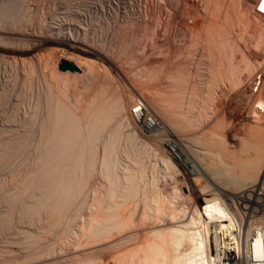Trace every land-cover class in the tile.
I'll return each instance as SVG.
<instances>
[{"label": "bare ground", "instance_id": "6f19581e", "mask_svg": "<svg viewBox=\"0 0 264 264\" xmlns=\"http://www.w3.org/2000/svg\"><path fill=\"white\" fill-rule=\"evenodd\" d=\"M200 1L201 0H199L198 2L199 4ZM202 1V4L204 6V16H202L203 18L199 13V11H201L200 9L202 8V4H200L199 6V4L195 0H47L49 4H52L50 6L49 4L45 6V3L43 4L41 1V3L33 1V4H36L31 6L29 5V2L31 1L28 0H0V155L3 154L6 156L8 154V156H6V160L3 159L5 158V156L3 157L2 155L0 157V164H2V159L5 160V162L3 161L4 163L0 165V167L9 168V165L7 167V164L8 162L12 161H15L17 163L16 160L18 159L16 158H18V154L21 158L24 157V155H26L27 158L31 157L28 162V164L30 163L28 165V168L31 169V172L30 169L29 172L33 173L36 170V172L39 171L38 173L40 174L36 173V175H29L31 177H29V179L27 178L26 180H30V182L32 183L33 181L36 182L34 180L36 179L38 183L40 182L52 184L51 186L53 188L55 185L56 191L60 189L59 193L55 192L57 195H60H55V197H57V199L55 200H59L60 203L61 201H63L60 200V197L62 196L60 193H62L61 190L63 189V186L64 196V194L68 193L65 192L67 187L69 188L68 191H71L72 189L74 190L77 185L75 183H81L80 181H82V178L84 180L85 175L82 177V174H84L85 172L88 175V173H90V170L93 171L95 170L96 166L99 167V165L96 164L99 163L100 167L102 165V169H100L101 171L103 170V173H100L101 175L105 174L109 177V179L111 176H114L113 173L115 171L113 170L116 166V161H113V168V165L111 164L112 157H110V159L107 158L108 155H110V152L114 150V145L118 146V144H116L118 139L120 140L125 136L122 142H124L130 148H133V150L135 148L142 147L141 149L146 148V150L148 149V151H151V153L160 151L162 153L160 155H165V157L168 153L170 157H174L177 162L176 164H180L181 168H186L189 174H199L200 172L205 173V169L207 167L209 168L210 166L206 167V165H208V163H205L206 161L200 163V160H197V158L191 155V152L189 151L190 149H188V144H185V142L188 141V135L186 133H182V131L180 132V130L185 129V127L187 128L184 121L186 120L187 122V119H190V117L194 115L193 111L191 115L189 114V111L191 109L189 110L190 103H188L185 99L186 93L184 94V92H182V97V94L179 95V91H177L179 93L175 92V94L181 96L179 100L183 98L181 100V103L177 102V100H173L172 97V95H174L172 89L175 90V88H173V85H178V83L173 84V82H170L169 80L171 67H176L182 64L184 60L175 62L172 58L171 61V55H168V50L173 43V37L177 35H182L183 37L187 34L189 35L190 31L188 33V30H185L187 32L186 34L185 32H183L184 30L182 28L178 29L177 26L178 24L181 25L182 22L190 18V22H193L192 29L194 30L192 32L191 29V33H193L192 35L194 37L192 39L190 37L189 40H191L190 42L194 53H200V45L202 44H205L210 48L220 50V44L222 41L219 39V34H222L220 30V27L222 25L220 24L222 15L220 14L221 10L218 9V7L221 9L219 1ZM227 2H230L231 4L233 3V8L234 10H236L235 13L232 10L234 16L233 19L229 22H231V27L234 26L233 22L238 24V30L236 33L237 37H242L243 41L245 39L244 36H246V38L248 36L251 39L256 40V42L260 39V41H258L259 44L261 42V38L264 37H261L263 33L261 32V29H264V27L259 28L256 26L257 28L252 29V31H248L250 28L247 30V27H249V25L247 24H250L255 19H258L260 22L261 20L259 18L263 16H261V14L259 13L255 14L253 9H251V12L249 13L247 11L248 8L246 9L247 6L245 8L243 7L245 6L243 5L245 4L243 0H224L223 4L225 5V3L227 4ZM256 9L264 14V0L258 1ZM232 11L230 10V12ZM187 15H190V18L188 17L187 19H185ZM225 15L226 14H224L223 19H226ZM227 22L225 24H227ZM245 25H247V27ZM222 27L224 26L222 25ZM236 27L237 26L235 25V27L232 28ZM140 28L143 29V32H145L144 35L146 34V37L144 36L145 40L142 44H135L136 46L133 45L135 48V53L137 54V60L139 59L138 56H140L142 58V62L140 63H142L144 66H152L153 64L155 65L159 63V67L156 66L158 67V72L155 71V74L152 73L153 75L151 74L152 78L150 80L148 78V80L145 79L146 81L142 80V84H139V81H132V78V80L128 78L129 75L126 74L124 65L122 61L119 60L121 57L118 54L119 51L117 49L120 43L123 42L121 40L125 35L128 34L129 38L134 39V34L138 33V30ZM232 30L230 28V31L226 30V32L224 33L228 41L232 38H229V36L233 35L234 33V30ZM230 32L233 33L230 34ZM185 39H187V37ZM232 40H230L229 42L227 41V43L233 45L234 40ZM231 41L233 42V44L231 43ZM222 46L224 50H226L224 44ZM237 46L238 48L240 47L239 44ZM232 47L233 46L227 48L231 49ZM201 48H203V45ZM60 50H63V55L60 54ZM156 55L158 57H156ZM174 56L175 55H173V57ZM240 59L242 62L240 63V65H243V67L245 66V72L252 71V67L259 63L255 61L258 59H250L244 53L241 55ZM61 60L71 62L73 64V68H59L57 65ZM183 65H185V62L183 63ZM236 67L238 68V66ZM237 72L238 70L236 71V73ZM235 79L237 80L238 78ZM232 80H230L231 83H233ZM27 83H30V85L28 86ZM25 85L30 88L29 89L28 87H26L27 89H29V91H25ZM188 86L189 84L185 87ZM194 86L192 85L193 91ZM16 88H19L18 91L23 94L20 95L19 93L17 94L19 96L16 95L15 98L12 96L14 98L13 101L10 96L11 94L13 95L16 92H13V90H15ZM154 90L156 92H154ZM24 95H27V97L25 98ZM175 101L177 102V104H179H175ZM176 105L178 108L176 107ZM174 106L177 108V110ZM192 110L195 111V109ZM195 116L196 115H194L193 117L195 118ZM193 120L194 123L197 121V119H191L192 122ZM198 121L197 123H195L196 132L192 133L191 136H196L197 134L201 133L199 127L200 123H198ZM121 127L122 129L124 127L125 131H123ZM121 130L124 133H120ZM185 132L188 133V131L186 130ZM189 132H191L190 129ZM249 135L255 139V143H252L250 140L249 142H251L252 147L253 145H255L256 152L254 151V155H251L253 156L251 157V159L248 158V160L246 158L247 162H244L246 160L242 161L243 164L245 163V166H248V169L246 168L248 172H244V166L242 167V169H244L242 172L244 173L240 172L242 174L240 175L241 177H239L238 175L239 178L234 179L235 175L231 176L233 177L235 182L236 180H238L239 183H237L242 186V190H235L234 188H231L226 184L224 185V182L221 181L216 180V183L212 182L215 188H219L221 190V193L225 194L224 196H227L225 200L219 198V196L212 191L213 189L199 186V188H202H200V190L198 188L199 193L195 195L197 203H194L195 205L193 206V208H190V204H188L190 205L189 208L184 204H180L181 208L183 205L186 208L183 207V209H181L179 207L181 210L177 209V205L175 203V206L172 204L173 202H175V200L173 199H175L176 197L168 195V186L170 185L167 186V184H170V182H175V176L177 175L176 174L172 176V174L169 179H167L169 182L166 179H160L161 182H164H159V185L157 184L158 186L154 184V187L152 185V187L150 188L144 187L142 191L140 189L139 192L141 193L138 198L140 197V202L142 204V210L140 209L141 211L137 210V207L139 206L134 208L136 210H132L131 205H129L130 203H126L124 205L127 206L123 208V211L116 213L117 215L114 214V211L111 212L114 215L106 216L110 214L107 212L105 217L107 219H110V217H115L118 221H116L117 223L115 222V224H118L120 227H118V231H120L121 229L120 234L117 232L119 234V237L117 236V238L120 242H118L120 245V253H122L121 250L123 246L125 247L130 245L132 243L131 240L133 239L135 242V244H133L134 246L129 248L127 247V250L125 251H128V253H130L128 255H131L132 259H130L133 260V262L135 260L134 258H137V263L139 264H264L262 263L263 260L260 263V259L262 258V256H259V252H261L264 248V229H258L257 227L255 228L252 224V220H248V222L245 223V221L243 220L244 217L241 218L240 216L247 215V211L246 214L245 212L244 214L242 212V214L239 215V208L237 209V204H235L236 200H233V198H239L241 199L240 201L251 202L253 199H250V195L248 196V194H250L249 192H254L257 187L259 188L260 182L264 183V123L263 125H251L249 128ZM191 136L189 137V139L191 138ZM197 138L201 137L198 136ZM219 138L220 137H218L219 141H216V145L212 143L213 146L215 145L217 148V150L213 152V154H215L217 158L223 155L221 149H223V147L225 146L223 145V137L221 138L223 143ZM193 142H195V140ZM126 145L124 146V149H127L128 146L126 147ZM13 148L16 149V151L11 150ZM10 150L14 151L15 153L12 152V154ZM130 150L131 149H129V151ZM138 151L141 150L139 149ZM113 152H111V154H116L115 150ZM9 153L11 154L10 157ZM125 154L127 153L125 152ZM116 155L114 158H117ZM148 155L147 157L149 158ZM14 156L16 157L14 158ZM163 156L161 160L166 161L167 159H164ZM223 156L225 157V154ZM223 156L220 157V159L223 158ZM158 157L160 158V156ZM137 158L141 157L137 156ZM138 160H135V162ZM140 160L144 161L143 159ZM154 160L156 161V159ZM237 160L235 159L234 163L235 161L237 162ZM240 160L241 158L239 159V161ZM163 161L162 163H164ZM204 163L206 165H204ZM221 163L218 162L217 167L222 165L226 168V170L231 169L230 167L234 169L232 164L230 163ZM132 164H134V160ZM111 165L113 170H111ZM22 166L25 167V165ZM148 166L147 169L150 168H148ZM222 166H220L221 168L219 167V169H222ZM241 166L242 164L240 165V168ZM167 167L170 166H165L166 169ZM217 167L214 168L216 169ZM121 168L122 171L125 172L126 167H124V170L123 167ZM141 169L139 168L138 170ZM153 170L155 171L157 169ZM126 171L129 170L127 169ZM224 171L225 170H223V173ZM164 172H162L163 176L166 173ZM77 173L81 175L79 176ZM115 173H117V171ZM175 173H178V171L174 172V174ZM139 174H141L140 171ZM160 174L158 175L161 176ZM168 174L170 175V173ZM87 175L85 177H87ZM130 175H132V172L130 173ZM130 175L128 177L131 181L134 174L131 177L132 179L130 178ZM32 176L35 177L31 179ZM122 176L124 177L126 175L123 174ZM103 177L107 178L105 176ZM123 177L115 176V178L112 177V179L114 178L118 181L119 179H123L126 184V181H128L127 176V180L124 179L125 177ZM166 177H168V175H166ZM78 178L79 181H77ZM219 178H221V176ZM86 179L88 181V178ZM114 179L112 180V182L115 181ZM134 179L137 178H135L134 176ZM106 180L108 181V178ZM120 182L122 184L123 181L121 180ZM133 182L134 184L136 183L135 180ZM84 183L86 185L89 184L87 182ZM132 183L129 184L131 185ZM144 184H146V182ZM57 185L60 187L62 186V189L58 188ZM138 185L139 184H137V186ZM103 186H105V184ZM103 186L100 183V187L102 188ZM127 186L129 185H126V187ZM120 187L122 188V185ZM79 188H76L75 191L77 192ZM130 188L135 189L134 186L129 187L128 189ZM169 189L171 188L169 187ZM112 190H114V188ZM75 191L73 192V197L77 195ZM115 191H117V189ZM119 191L121 190L119 189ZM52 192H54V190ZM162 192L165 194H162ZM106 193L104 194L105 196ZM123 193H125V190ZM188 193H186V196L183 197L186 198L188 196ZM111 194L112 192L110 193V195ZM258 194L259 195L256 196L258 197L257 199L260 200L258 205L261 207V209H264V189L262 187L259 189ZM112 195L108 197L112 199ZM179 195L177 196V200H179L180 202L181 199H178ZM63 196L61 197V199L63 198ZM69 196H71L70 193ZM69 196H67V198ZM117 196H119V194ZM180 197L183 199L182 196ZM186 199L188 200V198ZM186 199H183V201H186ZM96 200L97 199L93 198V203L90 205H93L94 202L96 203ZM120 200L126 201L125 198L124 200ZM136 200L138 199L136 198L135 201ZM65 201H63L64 205L61 204L62 207H65V204L67 202ZM113 201L111 200V202ZM183 201L181 203L185 202ZM111 202L109 201V204ZM128 202L130 201L128 200ZM179 202L177 201L178 205ZM123 203L124 202H122L121 204L123 205ZM134 203L133 207H135ZM186 203L189 202L186 201L185 204ZM199 203L203 204L204 206L200 207ZM121 204H119L118 202L117 205L119 206ZM90 205L89 208L92 207H90ZM115 206L116 205H114L113 207L114 210ZM120 207L121 206H119V208ZM92 208H95V206ZM184 208L187 210H184ZM242 208L248 211L250 209L246 204ZM91 210L92 209H90V213ZM91 219L93 220L94 216L90 217L88 222H91ZM99 219L96 220L101 221V219ZM96 220L94 219L93 221ZM143 221H149L148 223L151 225L150 234L142 233L136 230L137 228L139 229V227L144 223ZM111 222L113 221L111 220ZM203 222H206V224H204ZM87 223L85 224L87 225ZM90 224L89 227L91 226ZM108 224H105V227ZM94 226L95 225H93V227ZM111 226L113 227V223L111 224ZM85 229L86 228L82 230ZM114 229L116 230V227ZM109 231H112V229L110 230L109 228ZM109 231L107 234L113 235L109 233ZM113 236L111 237V239L113 238ZM114 243L112 242V244ZM260 247H262L261 251ZM212 249H214V254L212 253ZM124 253L125 252H123L122 254ZM131 260L129 261V263L131 262Z\"/></svg>", "mask_w": 264, "mask_h": 264}, {"label": "rangeland", "instance_id": "374dc122", "mask_svg": "<svg viewBox=\"0 0 264 264\" xmlns=\"http://www.w3.org/2000/svg\"><path fill=\"white\" fill-rule=\"evenodd\" d=\"M28 1L32 2V3L29 2V5H31V6L36 4V3L33 4V1L34 2H38V3L41 1L43 4L45 3V6H47L49 4L47 2V0L46 1L44 0V2H43V0H40V1L39 0H37V1L28 0ZM195 1L197 3L199 2V0H195ZM218 1H219V5L221 7V9L219 7H218V9L221 10L220 14L222 15V16L220 15L222 17L221 18L222 20H221L220 24H222L224 26V27H222V25H221V27H220V30H221L222 34H219V39L222 41L221 44L222 43L224 44V47L226 48L227 51L224 50V48L222 46L223 44L222 45L220 44V50H217L215 48H210L209 46H207L205 44H202L203 48H201L202 45H200L201 46L200 47V49H201L200 53L198 52V54H195L194 50H193V48L191 46V42H190L191 40H189L190 37H191V39L194 37L192 35L193 33H191V29L193 28V22L192 21L190 22V19H191L190 15L189 16L187 15L186 18H185V19H187L189 17L190 19L185 20L184 21L185 23L182 22L183 24L181 23V25L178 24V26H177L178 29L182 28L184 30V31L183 30L182 31L185 32L186 34H187V32L189 33V31H190L189 35L187 34L186 36H184L185 38L187 37L188 40L185 39L182 35H181L182 37L177 35V36L173 37L174 38L173 41H172L173 43H172L171 47L168 50V55H171V61H172V58H173V61H175V62L176 61H183V60L185 62V65H183L184 62H182V64H180V65H178L176 67H173V66L171 67L170 79L169 80H170V82H173V84L174 83H178V85L177 84L176 85L174 84L175 86L173 85V88H175V90L174 89H172L173 91L171 90L174 93V95L176 96L175 97L174 95H172L173 100H177V102L181 103V100L183 98L181 100H179V98L181 97L179 95L182 94V97H183V93L182 92H184V94L186 93L185 94L186 95L185 99L187 100L188 103H190L189 110L191 109L189 111L190 112L189 114L191 115L192 111H193V114L197 116V117L195 116V118H194L193 117L194 115H192L190 117V119H187L188 123L185 120L184 123L186 124L185 126H187V128L185 127V129H183L184 132H183V130H180V132L182 131V133H184V134L186 133L188 135V139H187L188 141L185 142V144L186 143L188 144V149H190L189 151L191 152V155H193V157L197 158V160H200L199 161L200 163H203V162L206 161L205 163L206 164L208 163V165H206L205 163H204V165H206V167L207 166H210V167L209 168L207 167L206 168L207 170L205 169V173L203 172L204 174L202 172H200L199 174L198 173L197 174H189V172L186 170V168H181L180 164H176L177 162L174 159V157H170V155L168 153H167L168 155L166 154V157H165V155L164 156L160 155V154H162L160 151L151 153V151L149 152L148 149L146 150V148L141 149L142 147L135 148L134 149L135 152H134L133 148H130L128 145H126L124 142H122L124 140V137H125L124 136V137H122L123 139L122 138L120 140L118 139V141L116 143V144H118V146L114 145L115 148L113 147V149L115 150V153L117 155L116 154L113 155V153H114L113 151L114 150L111 151V152H113L112 154L110 152L111 156L108 155L107 159H110V157H112L111 158L112 163L110 162L112 165H113V161L114 162L116 161L115 162V165H116L115 168L117 169L116 170L114 168V165H113V168H114V170H113L112 165H111V170H113L115 172L117 171V173H115V172L113 173L112 172L114 176H111L110 179H109V177L107 175L102 174L103 176L108 178V181L106 180L107 178H104L100 174V173H103V170L101 171L102 165L100 167V164L98 163L96 165H99V167L96 166L95 170L92 169L94 171V173H93V171L90 170V173H88V175L85 172H84V174H82V177L84 175L85 176L87 175V177L84 176V180L81 177L83 183H82V181H80V182L83 185L81 183H79V182L75 183V184H77L80 187L79 188L76 185V188H79L77 190V192L75 191L76 188L74 190L71 188L73 191L71 189H70L71 191H68L69 188L67 187V189H66L67 191L65 190V192H68V193L64 194V196H63L64 186H63V189H62L61 188L62 186L60 187V186L57 185L58 188L62 189L61 190L62 193H60V194L63 196V198L61 199V197H62L61 196L60 200L65 201L67 199L66 200L67 202L65 201L66 204H67V205L65 204L66 208L64 206H63L64 207L63 208L62 205H64V202L61 201L59 203V200H57V201L55 200V199H57V197H55V195L56 196H60V195L56 194V193H59L60 189L57 188L58 190L56 191L55 190L56 186L54 184H53L54 185V188H53L51 186L52 184H46V183H40V182L38 183L36 179H34V180L37 183L34 182L33 180H32L33 181L32 183L30 182V180L29 181L26 180L27 178L29 179V177H31L29 175H32V174L36 175V173H38L39 171L36 172V170L35 171L32 170L35 173L34 172L30 173L31 169L28 168L29 167L28 165L30 163L28 164V162L31 159V157L28 156L30 158H27V156L24 155V157L21 158V157H19L20 155L18 154V156H17L18 158H16L18 160L15 159L17 161V163L15 161H12V162H8V164H7V167L9 165V168L0 167L1 168L0 170L3 171V172L0 171V264H130V263L131 264H133V263L134 264H139V263H137L138 262L137 258L133 257L135 259L134 262H133V260H131L132 259L131 255H128L130 253H128V251L127 252L125 251V250H127V247L129 248V247H133L134 246L133 244H135V242H134L133 239L131 240L132 243L130 245L125 246L126 248L123 246L121 252L122 253L125 252V253L124 254L120 253V250H119V248H120L119 243L120 242H119L117 236L119 237L121 229H120V231H118V229L120 227H119L118 224H115V222L117 221V219L115 217H112V218L110 217V219H107L105 217L107 212L110 213V214H108L106 216L114 215V214L117 215L116 213H118L120 211H123V208L125 206H127V205H124L126 203L127 204L130 203L129 205H131L132 210L134 208H136L137 206L140 207V208L137 207V210H140V209L142 210V207H141L142 204L140 202V197L138 198V196H140V193H141V192H139L140 189L142 191V189H144V187L150 188V187H152V185H153V187L155 185H157V184L159 185V182L160 183L164 182V181L161 182L160 179H162V180L166 179L167 180V179H169V177L172 174H173L172 176L177 174L175 176L176 180H175V182H170V184L169 183L167 184V186L170 185V186H168V190L169 191L168 190L167 191L169 192L168 195L176 197V198L174 197L175 199H173V200H175V202H173V200H172V202H173L172 204L174 205V203H175L177 205L176 208L178 207L177 209H180L181 208L180 206L182 204H184L186 207L188 206V208L191 205L190 208L192 209L193 206L195 205L194 203H197V201L195 199V195H197L199 193V190L202 187H208L210 189H213L212 191L215 192V194L218 195L219 198L225 200L227 198V196H224L225 194L221 193V190L219 188H215V186L213 184V183H216L215 182L216 180L224 182V185L226 184L229 187L234 188L235 190L241 189L242 186L240 184H238L239 183L238 180H236V182H235L234 179H237V178L241 177L240 175H242L240 172H242L244 170V169H242V167L245 166V163L243 164L242 161L246 160L244 162H247V159L248 158L251 159V157H253L251 155L252 154L254 155V153L256 152L255 145H253V147L251 146L252 145L251 142L255 143V139L252 138L249 135V128L253 124L254 125L255 124L256 125H263V123H264V121H260V120L258 121L257 118L250 119L249 117H247L246 114H248L252 110H251L250 106L245 105L247 103L245 102V99H244V94H245V90H246L245 89L246 78H248L249 74L257 67V65H258L257 62L261 61V59L264 57V49H263L264 48V43H263L264 42V37H263L264 36V29L262 28V27H264L263 26L264 25V14L259 12L256 9V6H257V3H258L259 0H243V2L245 3V4H243V5H245L243 7L245 8L247 6L246 9L248 8L247 11L249 13L251 12L250 10L253 9L255 14L259 13V14H261V16H263V17L259 18L262 22L261 21L259 22L258 19H255L257 21L253 20V22H251L250 24H247V25H249V27H247V25H245L247 27V30L250 28L248 31H250V30L252 31V29H255L257 27L262 28L261 32H263V33H262L261 37H263V38H261V42H260L261 44L260 43L258 44V41H260V39L256 42V40H253V39H251L248 36H247V38H246V36H244V38L246 40L244 39V41H243L242 37L239 38L236 35L237 30H238V24L233 22L234 26H232V27H235V25H236L237 26L236 27L237 29H236V28H232L231 27V22H229L230 20L233 19L234 13L236 11L233 8V6H234V5H232L233 3L231 4L230 2L229 3L227 2L229 8H231V9H229L226 3H225V5L223 4L224 0L223 1L221 0L222 2L220 0H218ZM202 3H203V1L201 0L200 4H202ZM200 4H199V6H200ZM246 4H248V5H246ZM50 5H52V4H49V6ZM249 7H251V8H249ZM203 9H204V6L202 4V8L200 9L201 11H199L201 17L204 16ZM230 10L231 11L233 10L234 13H233V11L230 12ZM223 13L226 14L225 15L226 19H223L224 18V14ZM230 13H231V15H230ZM231 16H232V18H231ZM227 19H228V22H227ZM223 21H225V22H223ZM226 22H227V24H225ZM254 22H255V24H254ZM261 24H262V26H261ZM230 28H231V30L232 29L234 30L235 35L232 32L233 35L229 36V38L232 37L231 39H229V41L234 38L233 39L234 41L232 40L234 42V44L236 42H238L235 45L233 44L232 41H231V43L233 45L228 44L227 43V41H228L227 37L224 35L226 30L230 31ZM140 29L138 30L139 32L137 31L138 33L134 34V37H133L134 39L129 38L128 34H127L128 36L125 35L123 37V39L121 40L123 42L120 43V45L118 44L119 48L117 47V49L119 51L118 54L121 57V58L119 57L120 58L119 60L122 61L123 65H124L125 72H126L127 75H129L128 78L130 80L133 79L132 81H136V82L139 81L138 83L142 84L143 81H146L145 79L148 78L150 80L152 78V75L155 74L156 72H158L159 63H157L155 65L153 64L155 67L153 65L152 66H144L142 63H140V62H142V58L140 56H138L139 59L137 60V56H136L137 54L135 53L134 46H136L135 44H137V45L138 44H142L144 42V40H145V37H146V34L144 35L145 32H143V29H141V30ZM185 30H188V31L186 32ZM193 30L194 29H192V32H193ZM232 33L230 32V34H232ZM220 35H221L222 38L220 37ZM128 38H129V40H128ZM175 38H177V39H175ZM238 38H239V40H238ZM134 40H136V41H134ZM223 41L224 42L226 41L225 43H227V44H225ZM238 44H239V46L241 48L240 47L238 48V46H237ZM228 45H231L233 47L231 49H229L227 47H231V46H228ZM261 45L263 46V48H262ZM221 46H222L223 50L221 49ZM204 48H205V50H204ZM206 49L208 50V52H207ZM210 49H212V50H210ZM203 50H204V53H203ZM126 51H128V52H126ZM131 52H132V54H131ZM182 53L184 54V56H183ZM243 53L245 55H247L250 59H253V60L258 59V60H255V61H257L256 62L257 64L254 67H252L253 69L251 68L252 71H249L250 73L249 72H245V70H244L245 66L243 67V65H240V63H242L240 58H241V55ZM60 54H62V55L64 54L63 50H60ZM181 54H182V56H181ZM173 55H175V56L173 57ZM194 55H196V56H194ZM156 57H158V56L156 55ZM169 59H170V57H169ZM193 60H194V63H193ZM59 63H58V65H59ZM137 63H138V65H137ZM140 64H142V65H140ZM156 66H158V67H156ZM236 66H238V68ZM241 66H242V68H241ZM151 69H152V71H151ZM237 70H238V72L236 73ZM145 72H146V74H145ZM149 75H151V76H149ZM145 76H147V77H145ZM192 78H194V79H192ZM235 78H238V79L236 80ZM232 79H234L235 82ZM172 80H175V81H172ZM230 80H232L233 83H231ZM27 84H28V86L30 85V83H27ZM188 84H189V86L185 87ZM192 85L193 86L195 85L193 87L194 91L192 90ZM28 86L25 85V91L26 90L29 91L30 88ZM26 87H28L29 89H27ZM185 88H187V89H185ZM18 90H19V88L18 89L16 88L15 90H13V92H15V91L16 92L13 95L11 94V96H10L13 101H14V98L16 97V95L20 93ZM190 90H192V91H190ZM242 90H243V93H242ZM177 91H179L180 93L177 92ZM154 92H156V91L154 90ZM175 92L179 93V95L175 94ZM21 94H23V93H20V95ZM17 96H19V95H17ZM24 96H25V98L27 97V95H24ZM188 98H189V100L191 99L190 102H189ZM177 102L175 101V104H177ZM177 105H176V107H177ZM193 105H194V107H193ZM177 108H176V110H177ZM192 109H195V111L192 110ZM206 116H207V118H206ZM191 119H197V121L199 120L198 123H200L199 127H200L201 133L197 134L196 136H194V135L191 136V135H192V133L196 132L195 123H197V121L195 120L196 122L194 123V120L192 122ZM205 119H207V120H205ZM189 120H190L191 123L189 122ZM121 129H122V127H121ZM189 129H190L191 132H189ZM122 130L125 131L124 127H123ZM122 130L120 131V133L123 132ZM185 130L188 131V133L185 132ZM190 136H191V138L189 139ZM198 136L201 137V138H197ZM218 137H220L219 138L220 140L223 137L222 138V140L224 142L223 145H225L224 146L225 148L222 146L223 149H221L222 150V154L223 155L225 154V157L223 155L219 156L218 157L219 159L222 156L224 158V159L221 158L220 160L217 158V156H215V154H213V152L217 150L215 145L217 143L216 141L218 140ZM248 137H250V138H248ZM244 138H245V140H244ZM194 140H195V142H193ZM204 140H206V141H204ZM212 140H213V142H212ZM222 140H221V142H222ZM249 140L251 142H249ZM119 143H121L122 145L119 144ZM212 143L215 144V145L213 146ZM125 145H126V147L128 146L127 147L128 150L126 148L124 149ZM116 147H117V149H116ZM129 149H131L132 151L131 150L129 151ZM139 149L141 151H138ZM11 150L16 151V149H14V148L11 149ZM123 150L127 154H125V152ZM14 151H11V153L12 152L15 153ZM143 151H144V154H143ZM136 152H138V153H136ZM134 153H136V154H134ZM145 153H147V154H145ZM123 154H125V155H123ZM132 154H134V155H132ZM157 154H158V156H160V158L157 156ZM2 155H0V157ZM115 155H116L117 158H114ZM147 155L149 156V158L147 157ZM4 156L5 155H3V157ZM6 156H8V154ZM6 156H5V158H3V157L2 158L6 160V158H7ZM10 156H11V154L9 153V157ZM137 156L141 157V158H137ZM162 156H163L164 159L166 158L167 160L166 161L161 160ZM15 157L16 156H14V158ZM118 157H119V159H118ZM232 157H237V158H232ZM240 158H241V160L239 161ZM242 158H243V160H242ZM3 159H2V164L5 162V160H3ZM114 159H117V160H114ZM138 159L139 160L143 159L144 161L140 160L142 162L141 163ZM154 159H156V161ZM217 159H218V161H217ZM235 159L236 160L238 159V160H237V162L235 161V163H234ZM12 160H14V159H12ZM133 160H134V164H132ZM135 160H138V161L135 162ZM145 160H146V162H145ZM151 160H152V163H151ZM169 160L170 161L172 160V161L170 162ZM222 160H223L224 163L227 162V163L232 164L234 169H232V167H230L231 169H229L230 170L229 171V170H226V168L224 166H222V165H220V166H222V169H219L220 166L218 165L219 167H217V163L218 162L221 163ZM121 161H122V163H121ZM126 161H128V162H126ZM162 161L164 163H162ZM167 161H169V162H167ZM211 161H212V163H211ZM123 162L125 163V166H124ZM139 162H140L141 165L139 164ZM165 162H167V163H165ZM213 162H214L215 165L213 164ZM0 163H1V160H0ZM128 163H129V165H128ZM238 163L240 165L242 164L241 168H240V165ZM2 164H0V165H2ZM26 164H27V166H26ZM118 164L121 167H123V170H124V167H126V170L128 169L130 172L126 171V170H125V172L122 171V168ZM22 165H25V167L22 166ZM130 165H133V166H130ZM137 165H139V166H137ZM147 166H148V168L149 167L150 168L147 169ZM154 166H156V167H154ZM165 166H170L171 168L173 166V168L171 169L170 167H167V169H166ZM246 166H245L244 172H248L247 171L248 166L247 167ZM138 167L140 169L142 168L141 169L142 171L138 170L139 169ZM143 167H145V168H143ZM214 167H217V168L215 169ZM151 168H152V170H151ZM168 168H169V170H168ZM213 168H214V171H213ZM29 169H30V172H29ZM153 169H157V170L154 171ZM223 170H225L224 173H223ZM232 170H233V172L234 171L235 172L233 173ZM139 171H140V173L142 175L139 174ZM167 171H169V172H167ZM177 171H178V173L174 174V172H177ZM211 171H212L213 175L211 174ZM249 171H250V169H249ZM91 172H92V176H91ZM121 172H123V173H121ZM131 172H132V175L134 174L135 178H137L138 180L134 179V176L132 177V175H130ZM155 172L156 173L158 172V173L156 174ZM162 172L165 173V175H164L165 177H166V175H168V177L165 178L163 176ZM244 172H242V173H244ZM3 173H4V175H3ZM135 173H138V174H135ZM168 173H170V175ZM227 173H228L229 176L227 175ZM38 174H40V173H38ZM77 174L79 175V173H77ZM123 174H125L127 176L128 181H126L127 180L126 176H124L125 178L122 176ZM127 174L130 175V178L131 177L133 178V179L131 178L132 179L131 181L129 180V177H128L129 175H127ZM158 174H160L161 176H159ZM219 175L221 176V178H219L220 177ZM234 175H235V177L236 176L237 177L236 178L234 177V179H233V177H231V176H234ZM238 175H239V177H238ZM115 176H117V177L121 176L124 179H126L125 180L126 184H125L123 179H119V181L117 179H114ZM34 177L35 176H32L31 179H33ZM112 177H114L113 179L115 180L113 182H112V180H113ZM229 177L231 178L232 181L230 180ZM86 178H88L89 182L87 181ZM144 178H145V180H144ZM158 178H159V180H158ZM198 178H199V180H198ZM224 178H225V180H224ZM91 179H92V181H91ZM139 179H140V181H139ZM97 180H99V181H97ZM109 180L111 181V183H110ZM121 180L123 181L122 184L120 182ZM134 180L136 182L135 184L133 182ZM155 180H156V182H155ZM77 181H79V178H78ZM198 181H199V183H198ZM84 182H87L89 184L86 185ZM96 182H97V184H96ZM99 182L101 183L102 186L105 184V186H103L105 188L102 187L103 188L102 189L100 187V183ZM145 182H146V184H144ZM129 183H132V184L130 185ZM43 184H45V185H43ZM107 184H109V185H107ZM118 184H119V186H118ZM120 184L122 185V188L120 187L121 186ZM137 184H139V185L137 186ZM126 185H129V186L126 187ZM148 185H150V186H148ZM132 186H134L135 189L134 188L128 189L129 187H132ZM199 186H202V187L199 188ZM111 187H113L114 190H112L113 188H111ZM169 187L171 189H169ZM174 187H175V189H174ZM261 187L264 189V183L263 182L259 183V188L257 187V189L254 192H249L250 194H248V196L250 195L249 196L250 199L251 198L253 199L251 202L250 201H240L241 199H239V198H233V200L235 199L236 202H237V203L235 202V204H237L236 205L237 209L239 208L238 209L239 210V215H241L242 212H243V214H244V212L246 214V211H247V215H241L240 217L241 218L244 217L243 220L245 221V223H247L248 220H252L253 226L255 228L257 227L258 229L259 228L264 229L263 228L264 227V218H263L264 217V209H261V207L258 205L260 200H258L257 199L258 197H256V196L259 195L258 191H259V189ZM198 188H199V190H198ZM116 189H117V191H115ZM119 189L121 191H119ZM53 190H54V192H52ZM104 190H106V191H104ZM107 190H108V192H107ZM124 190H125V193H123ZM129 190H130V192H129ZM182 190H183V192H182ZM74 191L76 192L77 195L73 197V195H74L73 192ZM111 192L113 194V195L111 194L113 196V197H111L112 199L109 198L111 196L110 195ZM117 192H118L119 196H117L118 195ZM174 192H176V193H174ZM69 193H70V195L72 197L69 196ZM105 193H106V196L104 195ZM186 193H188V196L186 197V198H188V200L185 197H183V196H186ZM78 194H79V196H78ZM91 194H93V195H91ZM126 194L127 195L129 194L128 195L129 197ZM134 194H137V195H134ZM162 194H165V193L162 192ZM101 195L103 196L104 200L102 199ZM123 195H124V197H123ZM178 195H179L178 199H181L180 202H179V200H177V196ZM67 196H69V197L67 198ZM85 196H87L88 198L85 197ZM180 196H182L183 199H186V201L189 202V203L185 204L186 201L184 200L185 201L184 202L183 199ZM95 197H98V198H95ZM106 197H108V198H106ZM132 197H133V199H132ZM64 198H66V199H64ZM93 198L97 199L96 203L94 202V204H93L95 206V208H92L94 206L90 205V204L93 203L92 202ZM117 198H119V199H117ZM124 198L126 199V201H121L120 200V199L124 200ZM136 198L138 199V200H136L137 203L135 201ZM172 198H170V199H172ZM82 200L85 201V202H83ZM111 200L112 201L114 200L116 204L114 203V201L111 202ZM128 200L130 202H128ZM176 200L179 202V205H178ZM192 200H193V202H192ZM109 201L111 202L110 204H109ZM182 201L184 203H181ZM226 201H228V200H226ZM57 202L60 205L62 204L61 205L62 208L60 207V205ZM118 202H119V204L124 202L123 203L124 206L121 204L119 206H121L122 208L121 207L119 208V206L117 205ZM201 202H202V199H201ZM133 203H134L135 207H133ZM191 203H193V204H191ZM137 204H140V205H137ZM188 204H190V205H188ZM245 204L250 208L249 211L244 209V208H242ZM89 205H90V207L91 206L92 207L89 208ZM114 205H116L115 206V210L113 208ZM184 205L182 206L181 209H183V207H185ZM199 206L203 207L204 205L199 203ZM105 207H108V208H105ZM185 208H184V210H187ZM90 209H92L91 213H90ZM94 209H96V210H94ZM134 210H136V209H134ZM180 210H179V212H180ZM88 212L90 213V215H89ZM111 212H114V214L111 213ZM94 213H97V214H94ZM92 214H94V215H92ZM93 216H94L95 220L100 218L102 223H101V221H98V220L93 221L94 219L93 220L91 219L92 221L91 222L89 221V222L90 223H94V224H90L88 222V220L90 219V217H93ZM102 217H104V218H102ZM111 220L113 222H111ZM106 221H108V222H106ZM143 222L144 223L139 227V229L137 228L136 230L139 231V232H142V233L150 234L151 233V228H150L151 225L148 223L149 221H143ZM85 223H87V225ZM112 223H113V227L111 226ZM203 223L206 224V222H203ZM89 224L91 225L90 227H89ZM105 224H108V225H106V227H105ZM93 225H95V226L93 227ZM108 227L110 228V230L112 229V231H109ZM115 227H116L117 231L114 229ZM81 228L82 229L86 228V229L82 230ZM87 229H89L90 231L87 230ZM98 229H100V230H98ZM106 230H107V232H106ZM114 230H115V233L117 235L114 233ZM108 231H109V233H111V234H113L115 236L107 234ZM112 236H113V238L111 239ZM112 242L113 243L115 242V243L112 244ZM106 246H109V247H106ZM261 248L262 247H260V251H261ZM263 252H264V248L262 249L261 252H259L260 253L259 256L261 255L262 258L264 257L263 256V254H264ZM212 253L214 254V249H212ZM261 253H263V254H261ZM262 258L260 259V263H261L262 260L264 261V258L263 259ZM130 260H131V262L129 263ZM263 261H262V263H264Z\"/></svg>", "mask_w": 264, "mask_h": 264}, {"label": "built area", "instance_id": "2783aa9c", "mask_svg": "<svg viewBox=\"0 0 264 264\" xmlns=\"http://www.w3.org/2000/svg\"><path fill=\"white\" fill-rule=\"evenodd\" d=\"M245 102L251 107L250 119L264 121V57L246 79Z\"/></svg>", "mask_w": 264, "mask_h": 264}, {"label": "water", "instance_id": "95a60500", "mask_svg": "<svg viewBox=\"0 0 264 264\" xmlns=\"http://www.w3.org/2000/svg\"><path fill=\"white\" fill-rule=\"evenodd\" d=\"M58 66L59 68H73V64L66 60H61Z\"/></svg>", "mask_w": 264, "mask_h": 264}]
</instances>
